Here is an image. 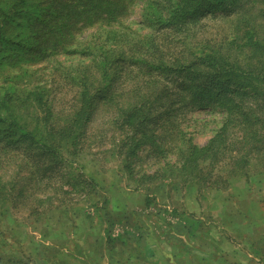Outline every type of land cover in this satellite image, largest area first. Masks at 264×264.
<instances>
[{
  "label": "rangeland",
  "instance_id": "374dc122",
  "mask_svg": "<svg viewBox=\"0 0 264 264\" xmlns=\"http://www.w3.org/2000/svg\"><path fill=\"white\" fill-rule=\"evenodd\" d=\"M122 1L131 3L122 21L78 28L71 49L81 55L54 56L29 66L27 75L15 68L22 76L16 81L8 71L0 74V87L11 85L19 95L37 90L44 97V107L19 105L21 139L0 144L12 151L0 155V264H264V72L259 79L221 77L220 90L241 108L225 123L216 104L193 98L201 92L197 83L220 76L213 67L198 63L190 73L153 70L148 77L123 60L132 51L139 57L145 52L150 63L166 62L176 71L193 61L189 53L197 47L223 48L246 67L242 53L251 48L239 50L242 32L231 42L230 16L204 14L177 32L149 22L165 12L167 1ZM230 4L241 21L262 23L264 0ZM102 54L110 61L111 82L103 91L109 97H93L91 110L82 112V88L73 78L91 70L93 57ZM153 82L159 94L138 127L150 130L144 138L124 125L117 98L126 106L130 101L127 112L139 108V94L154 92ZM72 124L69 145L61 129ZM177 130L179 135L171 134ZM153 138L172 148L153 151ZM184 142L211 147L192 173L182 170L178 158Z\"/></svg>",
  "mask_w": 264,
  "mask_h": 264
},
{
  "label": "trees",
  "instance_id": "16d2710c",
  "mask_svg": "<svg viewBox=\"0 0 264 264\" xmlns=\"http://www.w3.org/2000/svg\"><path fill=\"white\" fill-rule=\"evenodd\" d=\"M30 1L0 0V74L8 71L9 75L16 77L14 78L15 81L22 77L19 74H14L15 68L19 69L20 72L23 70V73L27 75L29 66L45 62L54 56L60 54L67 56L81 55L80 50L71 49V44L74 42L78 28L93 26L97 22L113 25L129 15L130 9L128 8L131 5L129 1L122 0H44L41 3L31 4ZM166 1L168 4L165 12H156L149 20L150 23H156L154 26L159 29L179 32L181 29H186V22L189 19L198 18L204 14L212 15L211 17H213L216 13L222 11V13L230 16L231 19L228 21L232 23L235 30L231 42H235L242 32L243 43L238 47L239 50H246V47L251 48L249 51H245L246 53H242L243 55L246 54L244 55L247 58L246 63H244L246 67L241 68L238 63H233L229 57L223 54V48L219 52L217 50L208 51L202 47H197L198 52L196 53L190 52L189 56L193 61H190L189 64L188 62L184 63L176 71H173L174 67L166 62L160 66L150 63L144 59L143 54H146L145 52L139 57L136 56L137 51H132L134 55H130L129 58L124 57L125 61L123 60V62L130 69L131 67H138L148 77L152 75L153 70L159 71L161 75H169L175 72L190 73L198 63L213 67L214 71L220 73V76L216 81L213 77L204 83H197L194 89H200L201 92L195 91L193 98L200 96L194 102L208 100L210 103L216 104V107L223 110L222 113L226 123L230 117H234L232 114L233 110L236 109L238 111L241 108L231 98H227L223 90H220L221 77L229 75L242 77L246 75V77L259 79L261 78L259 73L264 72V33H262L264 28V9L260 13L262 23H257L245 22L246 20L241 21L239 14L234 13L233 7H227L231 1L234 2L235 0H164V2ZM243 26L246 27L241 29ZM150 44L156 47L152 41H150ZM82 53L88 54L89 51L82 50ZM97 56L92 59L91 70L80 73L79 77L73 78L76 85L82 88L78 96L79 110L82 112L91 110L93 97L96 99L101 94L105 97L103 95L104 88L111 82V76L108 72L110 61L103 58V54ZM253 62L260 67L258 69L259 72L253 71L254 67L251 65ZM177 66H179V63ZM160 70L163 72L161 73ZM100 82H102V88ZM156 85L158 84H153L155 90L149 96L143 92L140 93L141 90L139 88L137 94L140 93V98L135 102L139 105V108L135 107V109L128 112L127 107L131 104L130 101L128 100L126 106L124 103L121 104L117 98L119 103L117 108L120 107L119 111L122 115H125L124 125L129 129L135 128L144 138L147 137V133L150 130L138 129V127L145 123V112L148 106L157 100L159 91H156ZM147 86H150L149 82H147ZM92 89H96V92L91 96ZM36 91L24 90V94L19 95L17 89L11 85L0 87V144H2L1 141L3 139H6L8 145L21 139L24 129L18 122L19 119H23L19 105L36 103L39 107H44V97L41 92ZM108 97L104 99L107 100ZM114 99L116 100V98ZM112 100L113 98L107 102ZM41 129L47 130L48 127L45 126ZM61 130V135H64L65 140L69 141V145H72L69 136L75 132L74 125L73 127L67 125L66 128ZM53 131L54 129H50V134ZM57 132L60 133V131ZM171 134L179 135L180 131H171ZM26 136L24 135V138ZM10 137H13V139ZM27 137L30 138V141H35V138L30 135ZM148 140H150L153 151L157 153L164 154L168 149L172 148L169 146L165 149V146L163 144L158 145L154 138ZM184 143H188V145L186 147L180 145L177 148L178 158L181 161L184 160L182 170L192 173L193 167L198 166L201 158L205 159L204 153L210 150L211 147H199L191 142ZM6 147V145H0V155L11 154L12 151L9 150V147ZM137 149L136 147L131 150L135 153ZM54 151L56 150L54 149ZM3 186V178L0 176V195Z\"/></svg>",
  "mask_w": 264,
  "mask_h": 264
}]
</instances>
